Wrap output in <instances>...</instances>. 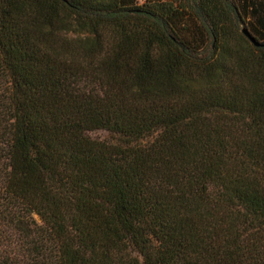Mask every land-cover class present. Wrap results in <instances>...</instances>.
<instances>
[{
    "label": "trees",
    "instance_id": "trees-1",
    "mask_svg": "<svg viewBox=\"0 0 264 264\" xmlns=\"http://www.w3.org/2000/svg\"><path fill=\"white\" fill-rule=\"evenodd\" d=\"M0 264H264V0H0Z\"/></svg>",
    "mask_w": 264,
    "mask_h": 264
},
{
    "label": "rangeland",
    "instance_id": "rangeland-1",
    "mask_svg": "<svg viewBox=\"0 0 264 264\" xmlns=\"http://www.w3.org/2000/svg\"><path fill=\"white\" fill-rule=\"evenodd\" d=\"M240 28H242V25L240 24ZM89 136L97 139H105V140H112L113 134L109 133L106 130L103 129H95L88 132Z\"/></svg>",
    "mask_w": 264,
    "mask_h": 264
},
{
    "label": "water",
    "instance_id": "water-1",
    "mask_svg": "<svg viewBox=\"0 0 264 264\" xmlns=\"http://www.w3.org/2000/svg\"><path fill=\"white\" fill-rule=\"evenodd\" d=\"M241 32L243 33V35L250 41L252 42L254 45H258V43L256 41H254V39L249 35V33L247 32V30L245 28H241Z\"/></svg>",
    "mask_w": 264,
    "mask_h": 264
}]
</instances>
